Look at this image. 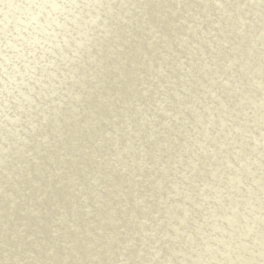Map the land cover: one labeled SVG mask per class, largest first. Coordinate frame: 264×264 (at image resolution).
<instances>
[{
    "label": "clouds",
    "instance_id": "clouds-1",
    "mask_svg": "<svg viewBox=\"0 0 264 264\" xmlns=\"http://www.w3.org/2000/svg\"><path fill=\"white\" fill-rule=\"evenodd\" d=\"M0 264H264V0H0Z\"/></svg>",
    "mask_w": 264,
    "mask_h": 264
}]
</instances>
